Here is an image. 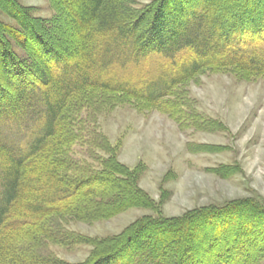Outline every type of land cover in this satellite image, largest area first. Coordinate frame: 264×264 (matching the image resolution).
<instances>
[{"label": "trees", "instance_id": "obj_1", "mask_svg": "<svg viewBox=\"0 0 264 264\" xmlns=\"http://www.w3.org/2000/svg\"><path fill=\"white\" fill-rule=\"evenodd\" d=\"M139 1L49 0L56 15L43 20L0 0V264H63L48 245L89 246L78 264L263 260L264 205L234 200L162 217V199L138 186L141 168L120 164L88 117L129 103L201 124L182 114L188 82L264 77V0ZM130 209L155 216L100 239L65 230Z\"/></svg>", "mask_w": 264, "mask_h": 264}, {"label": "rangeland", "instance_id": "obj_2", "mask_svg": "<svg viewBox=\"0 0 264 264\" xmlns=\"http://www.w3.org/2000/svg\"><path fill=\"white\" fill-rule=\"evenodd\" d=\"M18 2L33 8L37 18L51 20L56 15L49 0ZM182 90L186 106L182 114L201 123L196 127L180 126L166 114L129 103L102 106L88 120L99 142L117 146L120 164L141 168L138 186L156 204L162 199L158 208L162 217L234 200L253 199L264 205V77L242 79L212 72L196 77ZM145 215L155 216L146 209H130L93 224L69 223L65 230L87 239L106 238ZM90 250L85 245H48L46 252L63 264H78ZM45 256L44 252L41 257Z\"/></svg>", "mask_w": 264, "mask_h": 264}]
</instances>
